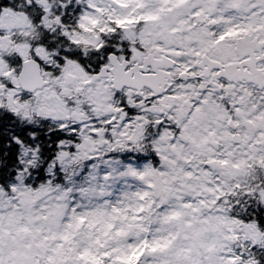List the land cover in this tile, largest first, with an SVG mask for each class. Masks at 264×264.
Listing matches in <instances>:
<instances>
[{"label": "snow or ice", "instance_id": "obj_1", "mask_svg": "<svg viewBox=\"0 0 264 264\" xmlns=\"http://www.w3.org/2000/svg\"><path fill=\"white\" fill-rule=\"evenodd\" d=\"M0 264H264V0H0Z\"/></svg>", "mask_w": 264, "mask_h": 264}]
</instances>
